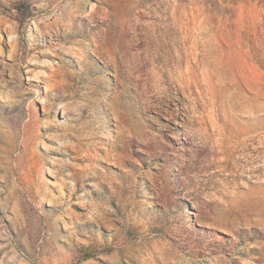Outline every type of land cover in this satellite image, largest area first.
<instances>
[{
  "label": "rangeland",
  "instance_id": "rangeland-1",
  "mask_svg": "<svg viewBox=\"0 0 264 264\" xmlns=\"http://www.w3.org/2000/svg\"><path fill=\"white\" fill-rule=\"evenodd\" d=\"M0 264H264V0H0Z\"/></svg>",
  "mask_w": 264,
  "mask_h": 264
},
{
  "label": "trees",
  "instance_id": "trees-1",
  "mask_svg": "<svg viewBox=\"0 0 264 264\" xmlns=\"http://www.w3.org/2000/svg\"><path fill=\"white\" fill-rule=\"evenodd\" d=\"M87 258H89V257H87Z\"/></svg>",
  "mask_w": 264,
  "mask_h": 264
}]
</instances>
